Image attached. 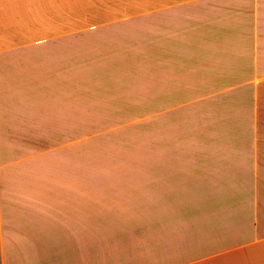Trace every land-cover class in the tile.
<instances>
[{
  "label": "crops",
  "instance_id": "1",
  "mask_svg": "<svg viewBox=\"0 0 264 264\" xmlns=\"http://www.w3.org/2000/svg\"><path fill=\"white\" fill-rule=\"evenodd\" d=\"M145 1L156 69L188 73L189 180L238 191L224 225L192 212L165 264H264V0ZM117 3L0 0V264H81L84 184L53 174L84 139L85 27L122 24L100 13Z\"/></svg>",
  "mask_w": 264,
  "mask_h": 264
},
{
  "label": "rangeland",
  "instance_id": "2",
  "mask_svg": "<svg viewBox=\"0 0 264 264\" xmlns=\"http://www.w3.org/2000/svg\"><path fill=\"white\" fill-rule=\"evenodd\" d=\"M126 1L100 11L122 24L85 27L84 139L53 174L84 184L81 264L187 257L192 212L207 209L217 227V211L238 208L236 186L189 180V147L201 139L198 121L191 132L187 69H156V9Z\"/></svg>",
  "mask_w": 264,
  "mask_h": 264
}]
</instances>
